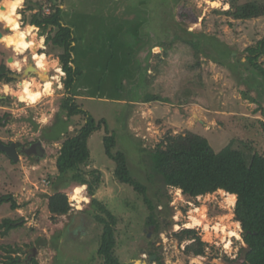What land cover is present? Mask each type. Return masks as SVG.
<instances>
[{"label":"rangeland","instance_id":"rangeland-1","mask_svg":"<svg viewBox=\"0 0 264 264\" xmlns=\"http://www.w3.org/2000/svg\"><path fill=\"white\" fill-rule=\"evenodd\" d=\"M46 1H23L17 11L22 29L30 27L36 13L27 11V4L42 3L43 13L49 16L52 11ZM54 1L62 10V22L72 30V60L82 72L71 93L80 96L76 103L97 125L100 120L106 122L116 140L113 152L126 155L130 176L147 187V195L157 206L159 229L146 224L149 212L142 198L114 179V164L103 146L106 133L102 125L89 138L90 157L81 167L87 180H93L91 172L97 170L100 183L93 196L88 186L82 192L86 202L78 205L72 200L80 185L71 173H57L56 160L66 136H74L84 119H68L61 109L67 96L58 58L61 50L46 45L41 31L35 29L36 53L44 54L63 75L52 67L46 74L32 70L36 68L31 51L18 55L0 41V65L15 79L0 82V119L5 117L0 121V142L27 147L39 141L45 150L43 158L20 156L17 162L0 155V197L12 196L18 206L16 210L8 203L0 206V226L6 219L18 225L3 236L0 228V264H12L10 258L18 259L17 264H105L97 253L104 228L98 218L107 220L100 206L116 218L114 254L119 264L138 262L150 249L161 264H240L247 246L235 220V206L230 210L225 197L217 192L190 198L179 189L164 186L160 178L153 177L148 150L168 136L191 133L205 138L215 152L235 142L237 149L244 144L251 154L264 156V82L259 89L260 75L242 67L245 49L264 38V14L237 17V7L264 6V0ZM214 2L219 5L213 6ZM228 2L235 6L231 14L224 13ZM0 33L12 34L3 22ZM173 34L177 37L166 56L161 47L159 53H153L154 46L166 44ZM10 58L19 62L18 70L13 61L8 63ZM258 63L264 69V57ZM54 77L50 95L36 105L20 103L15 96L24 80L41 86L44 79ZM147 96L163 102L135 105ZM45 117L47 122L42 123ZM56 193L67 197L70 211L52 218L48 198ZM192 217L201 220L202 226L187 228ZM215 226L220 230H213ZM205 227L210 230L209 238ZM183 230H193L205 244L203 256L184 252L192 241H179Z\"/></svg>","mask_w":264,"mask_h":264},{"label":"trees","instance_id":"trees-1","mask_svg":"<svg viewBox=\"0 0 264 264\" xmlns=\"http://www.w3.org/2000/svg\"><path fill=\"white\" fill-rule=\"evenodd\" d=\"M46 3L52 11L49 16L43 13L42 3L27 4V11H36L32 14L30 25L39 28L42 33L40 37H45L44 42L46 45L50 44L53 48L61 50L58 58L65 74L62 83L67 93L61 103V109L66 111L68 119L74 116H81L84 119L83 126L75 132V135L66 136L61 144L60 153L56 160L57 173L61 176L71 173L74 182L80 186L87 185L90 195H94L100 183L99 176L96 177L98 171L93 170L91 174L95 177L93 180H87L81 167L85 166L90 157L88 140L102 125L106 133L103 137V146L105 154L114 164V179L119 184L131 188L142 198L149 212L146 224L155 226L158 232L159 221L155 213L157 206L153 204L147 195V187L136 182L130 176L126 155L120 151L113 152L116 147V140L114 135L108 132L106 122L100 120L97 125L76 103V97L71 93L75 80L82 75L81 70L74 67V61L72 60L73 33L70 27L65 26L62 22V10L55 5L56 2L47 0ZM228 7V10L224 13L231 14L235 6L228 2ZM237 10L240 14L238 13V16L235 15V17L237 16L241 20L264 14V6L257 4L237 7ZM49 28L51 29L48 31ZM176 37V34H173L171 41L168 40L166 44L154 47H161L164 56H166ZM194 38L197 39V43L200 45L201 40L195 35ZM245 51L247 57L242 64L243 71H251L260 75L261 79L258 87L260 89L261 82H264V69L258 63V60L264 57V38L255 47H248ZM216 63L226 65L224 61L219 62L217 59ZM229 66L232 67V65ZM148 71L149 65L147 66V73ZM14 80L6 66L0 65V82L7 84ZM143 102H163V100L157 96H147ZM2 120H5V117L0 119V121ZM69 126H67V129ZM241 146L242 149H237L234 142L228 144L219 152H215L208 141L199 135L187 133L185 135L168 136L154 150H148V165L151 167L153 177L160 178L164 186L180 189L182 194L190 198L214 194L219 190L235 195V220L241 225L242 239L247 246L240 264H264V156L256 152L251 154L244 144H241ZM4 203L11 204L12 210L18 208L10 195L0 197V206ZM93 203L99 205L94 200ZM100 209H104L107 220L98 218L104 228L97 253L104 258L105 264H119L118 258L114 254L113 227L116 225V218L106 212L103 206H100ZM48 211L52 218L68 214L70 207L67 197L61 193L49 197ZM16 223L9 219L3 220L0 228H3L4 232L1 235L3 236L14 227H18ZM178 237L180 242L192 241L184 249L186 254L204 255L205 244L195 236L193 230H183ZM9 261L12 264H17L18 259L10 258ZM33 264H36V262H33Z\"/></svg>","mask_w":264,"mask_h":264},{"label":"bare ground","instance_id":"bare-ground-1","mask_svg":"<svg viewBox=\"0 0 264 264\" xmlns=\"http://www.w3.org/2000/svg\"><path fill=\"white\" fill-rule=\"evenodd\" d=\"M17 2H18V0H5L4 3L2 4L3 5V9H0V22L5 23L6 28L9 29L10 32H12V34L11 35H3L0 41L5 43L7 47L12 48L14 50V52L16 54H18V55H21V54H24V53H26L28 51H31L32 52V57H33L32 59L34 60V63H35V68L41 74H46L48 72L47 69H49L50 67H52L53 69L55 68L56 69V73L61 74L62 73L61 70L59 68H56V64L55 63L54 64L52 63L53 65H50L51 63L49 64L47 62V59H46L47 57L44 54L36 53V49L38 47V44L34 41V38H35V35L33 33V31L35 30L34 27L30 26V27H27L26 29H22L20 27V24H19L20 17H19L18 20L16 19L17 15H18L17 11H18V9L20 7L16 8L14 11L12 9V5L17 3ZM212 5L217 7L219 4L214 2V3H212ZM225 5L228 6V4H225ZM228 8L229 7H227V9H225V6H224L225 10H228ZM16 24L19 25L18 28L15 27ZM21 34H23V35H21ZM42 41H43V39L41 38L40 43ZM24 45H28V47H24ZM41 57H43V59H41ZM14 65H19V67H20L19 62H17V61H13V66ZM41 65H42V67H41ZM55 79H56V77H54L52 79H44L43 85H41V86L37 85L34 81L24 80L20 84V88H21L20 91L18 93H16L15 96L17 97V99H18V101L20 103H25V104H27L29 106L36 105L42 100V98L50 95V93L52 91V86H53L52 80H55ZM48 85H50V87H47ZM25 87H27V92H25ZM6 88L9 89V87H5V89ZM36 93H40V96H39V99L34 104L33 103H29L27 101V99H25V100H21L20 99L21 96H25L26 97L28 95H34ZM76 189H75V192H74L72 200L77 202L78 205H80L81 202H86L87 199H85L82 196V192H77ZM217 193H219V194H221L222 196L225 197V201L229 205L230 210L235 206V203H236V196L235 195L228 194V193H226V192H224L222 190H219ZM233 197L235 199H233ZM203 215L204 214L201 212V216H203ZM204 219H203V221H204ZM196 226H200L201 227L202 226V221L198 220V219H196L194 217L191 218V223L186 225L187 228H190V227L192 228V227H196ZM204 230L207 232L206 238H209L210 237V234H209L210 230L208 229V227H205ZM213 230L218 231L220 229L217 228V226H215L213 228ZM221 231H225V228H222ZM238 231H239V229H238ZM233 233L234 232H230V235L232 237L239 236L236 233H235V235H232Z\"/></svg>","mask_w":264,"mask_h":264},{"label":"water","instance_id":"water-1","mask_svg":"<svg viewBox=\"0 0 264 264\" xmlns=\"http://www.w3.org/2000/svg\"><path fill=\"white\" fill-rule=\"evenodd\" d=\"M0 9H3V5H0ZM34 27V29L39 30V28H37L36 26H32ZM2 34L0 33V40L2 38ZM12 58L8 59V63H12ZM33 70L35 71L36 69L33 68ZM2 99V98H0ZM35 147L37 148L36 151H34V153H32L30 151V149H28L27 151H25L23 154H25L26 156L32 155L34 154L37 158H43L45 155V150L42 147V143L41 142H37L35 144ZM4 153L6 155L7 158L11 159L13 162H17L19 159L18 153L16 152L15 146L13 143H11L10 145L6 146L4 144H2L0 142V153ZM152 259H154V257H152ZM138 264V263H137Z\"/></svg>","mask_w":264,"mask_h":264},{"label":"flooded vegetation","instance_id":"flooded-vegetation-1","mask_svg":"<svg viewBox=\"0 0 264 264\" xmlns=\"http://www.w3.org/2000/svg\"><path fill=\"white\" fill-rule=\"evenodd\" d=\"M39 142V141H38ZM12 142H9V143H6V144H4V143H2V144H4V145H6V146H8V145H10ZM37 142H32L31 144H29L27 147H24V146H22L21 144H16V143H13L14 144V146H15V149H16V152L18 153V156L20 157V156H25V157H32V156H35L34 154H32V155H29V156H26L25 154H23L25 151H27L28 149H30V151L32 152V153H34V151H36V147H35V144H36ZM42 143V142H41ZM4 155V156H6L4 153H0V155ZM37 158V157H36ZM11 160V159H10ZM12 161V160H11ZM151 227V226H150ZM152 243L154 244V242L152 241ZM141 252H143V251H141ZM146 252V251H145ZM142 254V253H141ZM146 257H141L142 255H140V259L141 260H139L138 262L136 261V262H134V263H132V264H137V263H139V264H161V262H160V259H159V257L153 252V251H151V249H150V251H148L146 254ZM152 257H154V259H152Z\"/></svg>","mask_w":264,"mask_h":264},{"label":"clouds","instance_id":"clouds-1","mask_svg":"<svg viewBox=\"0 0 264 264\" xmlns=\"http://www.w3.org/2000/svg\"><path fill=\"white\" fill-rule=\"evenodd\" d=\"M23 6V0H18V2L17 3H15V4H13L12 5V9H13V11L16 9V8H18V7H22ZM227 5H225V9H227ZM16 19L18 20L19 19V16L17 15V17H16ZM31 26V25H30ZM15 27L16 28H18L19 27V25L18 24H16L15 25ZM21 35H23V34H21ZM43 38V37H42ZM24 47H28V45H24ZM152 51H153V53H159L160 51H161V49L159 48V47H154L153 49H152ZM41 59H43V57H41ZM14 67H16L17 68V70L19 69V65H14ZM41 67H42V65H41ZM59 71V70H58ZM61 75H63V73H61ZM47 87H50V85H48ZM58 87H63V85H58ZM6 91H7V88L5 89ZM25 92H27V87H25ZM39 96H40V93H36V94H34V95H28V96H21L20 97V99L21 100H25V99H27V101L29 102V103H35L38 99H39ZM41 122L42 123H46L47 122V118L45 117V118H42V120H41ZM87 188V185H81L80 187H78L77 189H76V191L77 192H83V191H85V189ZM233 199H235L234 197H233ZM239 227V225L237 224V228ZM232 235H235V233H233ZM237 239H239V236H237ZM241 243H243L242 241H241ZM228 245H225V247H227Z\"/></svg>","mask_w":264,"mask_h":264},{"label":"crops","instance_id":"crops-1","mask_svg":"<svg viewBox=\"0 0 264 264\" xmlns=\"http://www.w3.org/2000/svg\"><path fill=\"white\" fill-rule=\"evenodd\" d=\"M76 98H80V96H76ZM151 103H153V102H149V103H144V102H141V103H139V104H135V105H137V106H141V105H144V104H151ZM70 128V126L68 127V129Z\"/></svg>","mask_w":264,"mask_h":264}]
</instances>
